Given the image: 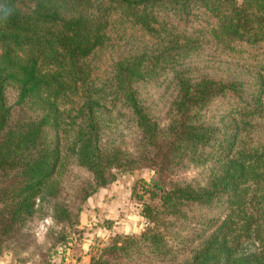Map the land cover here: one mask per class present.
<instances>
[{
  "label": "trees",
  "instance_id": "obj_1",
  "mask_svg": "<svg viewBox=\"0 0 264 264\" xmlns=\"http://www.w3.org/2000/svg\"><path fill=\"white\" fill-rule=\"evenodd\" d=\"M138 169L89 264H264V0H0V254Z\"/></svg>",
  "mask_w": 264,
  "mask_h": 264
},
{
  "label": "rangeland",
  "instance_id": "obj_2",
  "mask_svg": "<svg viewBox=\"0 0 264 264\" xmlns=\"http://www.w3.org/2000/svg\"><path fill=\"white\" fill-rule=\"evenodd\" d=\"M151 176L152 171L148 169L118 173L114 181L84 201L75 239L67 246L51 252L45 251L44 245L30 246L23 254L27 256L25 261L13 259L5 251L0 254V264H89L91 255L112 236L137 233L146 226V220L140 214L139 196L132 191V186L139 180L148 181ZM43 224L35 228L37 237L44 231ZM29 251L31 255H28Z\"/></svg>",
  "mask_w": 264,
  "mask_h": 264
}]
</instances>
